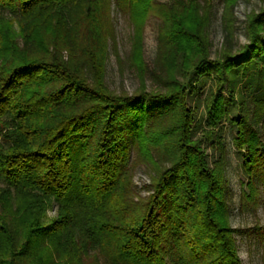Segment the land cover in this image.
Listing matches in <instances>:
<instances>
[{"label":"trees","instance_id":"trees-1","mask_svg":"<svg viewBox=\"0 0 264 264\" xmlns=\"http://www.w3.org/2000/svg\"><path fill=\"white\" fill-rule=\"evenodd\" d=\"M237 2L0 0V264H240L221 123L236 127L245 200L256 201L264 193V7L247 15L246 42L236 45ZM215 3L223 42L211 57ZM113 8L132 27V93L106 82ZM149 16L161 23L151 68L141 50ZM205 82L201 132L219 152L212 167L185 103V91ZM135 165L149 171L145 197L133 189Z\"/></svg>","mask_w":264,"mask_h":264},{"label":"rangeland","instance_id":"rangeland-1","mask_svg":"<svg viewBox=\"0 0 264 264\" xmlns=\"http://www.w3.org/2000/svg\"><path fill=\"white\" fill-rule=\"evenodd\" d=\"M165 2L166 0H157ZM264 7L263 0H238L233 7L234 35L233 43L242 45L245 40L246 17L250 11H257ZM221 5L215 3L209 27L207 29L209 52L214 57L220 50L223 42V31L221 26ZM112 26L115 33V49L109 47V55L106 62V82L110 89L114 91L124 90L132 93L138 86V78L129 66L127 57L129 56V38L132 36V27L126 16L112 9ZM160 21L149 16L145 22L141 50L146 65L151 68L156 55L157 33ZM151 86V81L146 76V87ZM198 87V84L196 85ZM210 88V83H204L195 92L186 90L185 103L190 110L192 123V139L200 140L201 149L206 155L210 167L217 161L219 152L212 147L215 139L206 140L202 136L201 129L204 127L205 91ZM215 89V87H213ZM228 97L226 94H224ZM237 116L236 109H232L229 119L234 120ZM201 123V127L195 130V125ZM196 123V124H195ZM223 147L225 152L224 178L229 190V224L233 229L237 246V257L240 264H264V193L261 191L259 199L247 200L245 195L249 194L246 187L248 175L242 168L245 160V152L237 151L232 141L235 138L236 127L234 123L224 120L221 123ZM214 146V145H213ZM132 182L134 192L139 197H145L149 193L147 188L150 184L149 171L144 165H135L132 170ZM244 194V195H243ZM250 201V202H249ZM253 201V202H251ZM48 217H53L52 210L47 212Z\"/></svg>","mask_w":264,"mask_h":264}]
</instances>
